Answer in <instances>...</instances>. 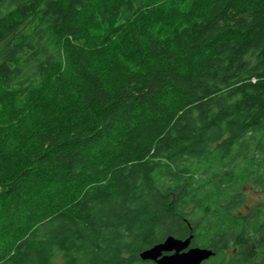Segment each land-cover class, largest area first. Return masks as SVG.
<instances>
[{
	"label": "trees",
	"instance_id": "trees-1",
	"mask_svg": "<svg viewBox=\"0 0 264 264\" xmlns=\"http://www.w3.org/2000/svg\"><path fill=\"white\" fill-rule=\"evenodd\" d=\"M180 5L0 0V264H264V0Z\"/></svg>",
	"mask_w": 264,
	"mask_h": 264
},
{
	"label": "water",
	"instance_id": "water-1",
	"mask_svg": "<svg viewBox=\"0 0 264 264\" xmlns=\"http://www.w3.org/2000/svg\"><path fill=\"white\" fill-rule=\"evenodd\" d=\"M193 235L179 238L172 234L164 240L142 250V260H152L157 264H201L215 254L212 248L192 245Z\"/></svg>",
	"mask_w": 264,
	"mask_h": 264
},
{
	"label": "rangeland",
	"instance_id": "rangeland-1",
	"mask_svg": "<svg viewBox=\"0 0 264 264\" xmlns=\"http://www.w3.org/2000/svg\"><path fill=\"white\" fill-rule=\"evenodd\" d=\"M194 1L196 0H181L179 16L187 14L186 12L190 11V6ZM244 189L246 190V204L241 208L242 211H247L251 207L264 203V188L259 189L251 184H247L244 186Z\"/></svg>",
	"mask_w": 264,
	"mask_h": 264
}]
</instances>
